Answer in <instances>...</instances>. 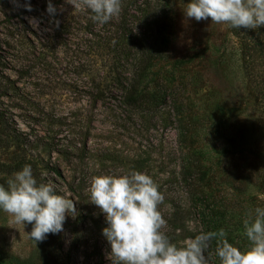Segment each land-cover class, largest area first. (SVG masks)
Instances as JSON below:
<instances>
[{
    "label": "rangeland",
    "instance_id": "rangeland-1",
    "mask_svg": "<svg viewBox=\"0 0 264 264\" xmlns=\"http://www.w3.org/2000/svg\"><path fill=\"white\" fill-rule=\"evenodd\" d=\"M145 2L148 0H123L120 16L130 18ZM151 2L156 10H163L167 41L163 58L149 70L146 88H168L145 131L135 118H126L123 110L118 120L111 121L108 108L118 97H94L95 84L102 87L111 80L109 63L97 43L82 56L58 48L53 53L40 52L39 41L51 39L53 20L75 17V25L81 26L88 18L89 12L75 7L76 0H0V39L5 35L4 23L9 19V25H14L21 16L27 36L36 46L32 50L39 52L37 62L24 61L25 65L17 62L16 49L4 48L0 53L2 71L18 88L0 92V108L16 122L12 126L0 123V179L4 183L29 164L38 183H51L58 194L73 199L77 210L75 216H66L62 232L48 234L43 242L29 238L31 224L22 228L0 211V264H111L110 246L102 235L107 226L104 214L95 205L90 210L82 207L80 213L70 188L77 176L72 155L78 142L72 125L82 127L88 113V152L80 163L82 199L89 200L91 177L103 173L102 168L107 174L144 172L157 181L166 199L160 210L172 219L167 231L172 242L180 244L201 230L223 228L230 243L241 250L248 246L242 225L245 213L264 207L260 185L264 169V26L246 29V34L241 27L233 28L231 33L210 18H186L183 9L188 0ZM91 31L100 37L109 33L108 28L99 31L97 25ZM138 31V26L125 21L124 36ZM105 47L108 50L110 45ZM42 58L47 61L45 68L40 64ZM177 58L182 63H172ZM78 65V73L68 74ZM247 67L254 68L252 75L247 74ZM11 93L26 95L41 108L44 116L39 121L47 113L44 121L60 117L62 123L57 128H27L28 115H37L30 107L19 106L21 101L12 100ZM16 137L49 139L50 150L60 145L68 152L67 158L37 144H23ZM114 157L122 164L115 163ZM57 167L61 177L54 173ZM179 171L184 172V180L177 177ZM193 179L202 191L197 199ZM214 249L215 242L206 255L210 264H219Z\"/></svg>",
    "mask_w": 264,
    "mask_h": 264
},
{
    "label": "clouds",
    "instance_id": "clouds-1",
    "mask_svg": "<svg viewBox=\"0 0 264 264\" xmlns=\"http://www.w3.org/2000/svg\"><path fill=\"white\" fill-rule=\"evenodd\" d=\"M75 7L103 26L119 18L123 0H76ZM183 11L186 18H210L213 24L235 29L264 26V0H188ZM88 192L89 201L105 217L102 235L110 246L111 264H210L206 253L213 242L219 264H264V207L245 213L243 235L249 243L241 250L229 242L223 228L201 230L180 244L172 242L160 210L165 197L147 173L94 175ZM0 211L22 228L31 224L27 235L34 242L62 232L66 216L77 212L72 198L58 194L51 183H38L29 164L0 183Z\"/></svg>",
    "mask_w": 264,
    "mask_h": 264
},
{
    "label": "trees",
    "instance_id": "trees-1",
    "mask_svg": "<svg viewBox=\"0 0 264 264\" xmlns=\"http://www.w3.org/2000/svg\"><path fill=\"white\" fill-rule=\"evenodd\" d=\"M151 1L152 0H148L147 3L145 2L142 6H140L137 12L130 15V18L126 19L124 16H119L117 20L111 21L112 23L110 25L108 23L103 26L98 25L90 18L91 14H89L88 18L83 21V25L81 26L75 25V17L70 18V20H53L50 27V41H39V45L41 46L40 52H42L43 55L45 52L53 53L56 51V48H58L65 54L73 53L75 56H82L86 53L88 54V51L90 52L93 49L92 43H97L96 45L98 46H96V48L101 50L104 58L109 63L111 80L102 87L99 86L100 83H96L93 90L94 97L100 98L104 94L118 97L114 106H112V108H108V115L112 118L111 121L118 120V116L123 110L126 118H135L139 126H141L140 128L143 127L145 131L147 130V126L151 123L150 117L155 115V107L163 99L168 88L165 86L162 90L156 91L146 88L149 80V70L156 64V62L163 58V48L167 41V38L165 37V29L167 25L163 10H156L155 3ZM162 3H164V1ZM3 4L5 5V3ZM162 5L163 4H161V6ZM126 20L130 22V25L138 26L139 31L132 33L130 36H124L123 33ZM96 25L98 30L101 32L105 30V28H108L109 33L106 34L105 37H100L97 36V34L91 33V28ZM4 26L5 35L3 39H0V53L4 48L16 49L19 53L17 62H21V65H25L24 61L29 62L30 64H34V61L37 62L39 52H34L32 50L36 46L27 36V25L23 17H16L14 25H9L8 19L4 23ZM225 26L229 32H234L233 28H230L227 25ZM241 29L246 34L247 30L243 27H241ZM101 32L99 34H101ZM83 34H87L86 37L83 38V36H81ZM64 35H68L69 38L66 39L63 37ZM87 36L90 37L88 38ZM106 45H110L108 50L105 49ZM1 59L2 56L0 55V60ZM13 59L11 58L10 60L13 61ZM182 61V58H177L174 59L172 63L178 65L182 63ZM40 64H43L41 67L45 68L47 66V61L42 58ZM2 70L0 61V92H5L6 89H10L11 92L14 90L17 91L18 88L16 81L11 79ZM79 70L80 65L72 66L68 74L72 75L74 73H78ZM253 70L254 68L247 67V74L252 75ZM10 95L14 96L12 97V100L14 98V100L18 99L21 101V105L19 106L25 105L26 107H30L34 115H37L36 118L32 115H28L30 122H24L27 128L40 129L42 126L47 128H57L62 123L59 121L61 120L60 117L58 119L50 117L47 121H44L45 118L49 116L47 113H45V116L47 117H44L39 121V119L44 116L41 108L31 104V102L25 98L26 95L16 96L12 93ZM9 102L10 103H8V105L12 104L13 101ZM13 105L17 106V103H13ZM4 112V109L0 108V123L6 126L15 125L16 122L13 119V115H7ZM84 120L85 122L82 127H79L78 124L72 125V128L76 130V142H78V144L74 147V153L72 155L76 164L74 173H77V176H75L76 179L73 181L70 188L77 196L75 202L77 203L76 205H79L80 207V213L83 208L85 210H90L94 206V204H92L89 200L86 201V199L81 198L83 180L80 175L82 174L83 169L80 168V163H82L84 155L88 152L86 144L89 130L88 124L91 121L90 113L85 115ZM74 121H76V118ZM16 140L27 145L37 144L40 145L43 150H50V140L44 139L43 137L33 139L29 137L19 139L16 137ZM71 141V139L68 140L70 143ZM61 147L59 145L57 149H51L50 151H55L59 154V156L67 158L68 152L64 150V147L62 149ZM114 162L119 164L121 159L115 158ZM120 164H122V162ZM102 172L103 173L100 174H107L103 168ZM54 173L61 177L58 167L55 168ZM177 174L179 179L184 180V172L179 171ZM0 183H3L2 179H0ZM191 183L193 196L197 199L200 192L202 194V191H199L200 185L197 179H193ZM260 185L264 192V169L261 175ZM164 204H166V199L164 200V203L160 205V209L164 206ZM162 214L168 224L169 222H172V219L169 217L167 212H163Z\"/></svg>",
    "mask_w": 264,
    "mask_h": 264
}]
</instances>
